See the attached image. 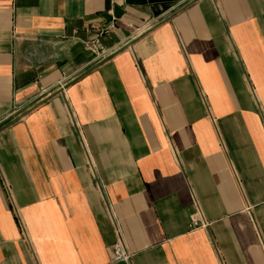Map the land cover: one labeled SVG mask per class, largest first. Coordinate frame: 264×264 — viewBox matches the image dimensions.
<instances>
[{
  "label": "crops",
  "instance_id": "1",
  "mask_svg": "<svg viewBox=\"0 0 264 264\" xmlns=\"http://www.w3.org/2000/svg\"><path fill=\"white\" fill-rule=\"evenodd\" d=\"M0 264H264V0H0Z\"/></svg>",
  "mask_w": 264,
  "mask_h": 264
},
{
  "label": "built area",
  "instance_id": "2",
  "mask_svg": "<svg viewBox=\"0 0 264 264\" xmlns=\"http://www.w3.org/2000/svg\"><path fill=\"white\" fill-rule=\"evenodd\" d=\"M114 28V22L111 21L109 25L102 29L96 30L86 41L83 46L84 50L92 56V59L97 62H101L107 58H110L114 54H116L119 49L118 48H111L106 49L104 46L101 45L100 39L103 35L108 34ZM205 224H202L198 218L193 216L190 219L189 227L191 229H196L199 227H205ZM112 259L115 262H127L129 260L128 255L124 252V245L120 237L112 246Z\"/></svg>",
  "mask_w": 264,
  "mask_h": 264
},
{
  "label": "water",
  "instance_id": "3",
  "mask_svg": "<svg viewBox=\"0 0 264 264\" xmlns=\"http://www.w3.org/2000/svg\"><path fill=\"white\" fill-rule=\"evenodd\" d=\"M128 5H136V6H157L164 5L171 2V0H125Z\"/></svg>",
  "mask_w": 264,
  "mask_h": 264
}]
</instances>
